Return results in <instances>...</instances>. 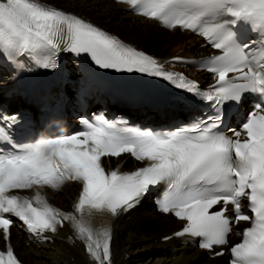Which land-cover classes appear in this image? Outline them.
<instances>
[{"label":"snow or ice","instance_id":"1","mask_svg":"<svg viewBox=\"0 0 264 264\" xmlns=\"http://www.w3.org/2000/svg\"><path fill=\"white\" fill-rule=\"evenodd\" d=\"M116 2L169 30L202 37L215 52L198 67L215 83L203 90L183 74L164 71L155 57L42 0H0V58L19 70L25 69L21 58L55 70L61 52L87 54L101 69L167 80L207 102L213 114L166 131L131 127L101 114L82 118L78 132L61 130L57 137L34 141L15 140L10 129L18 118L0 116V233L9 242L0 264H19L10 245L11 217L45 240V233L55 234L67 222L95 264H111L108 221L135 208L157 186H163L158 211L183 222L177 237H200V247L213 251L229 245L234 225L247 222L234 233L241 239L229 248L230 264H264V0ZM248 96L249 112L228 135L222 127L225 105H239ZM125 154L144 166L106 170L103 158ZM72 181L80 185L74 212L60 211L42 195L43 189L59 191ZM26 191L34 195L18 194Z\"/></svg>","mask_w":264,"mask_h":264},{"label":"bare ground","instance_id":"2","mask_svg":"<svg viewBox=\"0 0 264 264\" xmlns=\"http://www.w3.org/2000/svg\"><path fill=\"white\" fill-rule=\"evenodd\" d=\"M42 2L65 12L75 14L109 34L116 36L125 44L142 50L155 58H159L165 63L175 57L193 58L208 56L214 53L209 51V46H207L208 48L204 47L199 43V40L193 36L181 34L175 30L165 31L154 21H143L138 17L132 16L128 12L127 6L112 0H42ZM67 57L66 55V58ZM66 62L72 65V69L67 65V69L69 70L68 76H71L74 71L73 62L69 59H67ZM3 70L4 69L1 70L0 68V75H2L1 71ZM3 73H7V77H9L6 78L3 76L0 85L7 84L11 78L8 71L4 70ZM58 73L59 68L52 71L51 77L55 78ZM193 74L200 80L205 79L202 73ZM68 78L67 81L73 84L69 83L65 86L64 81L59 88L53 89L52 95L59 89L61 100L64 103L65 113L64 116L61 117V120L71 127V124H68V120L65 119V117L69 119L70 113H76L80 111V108L74 106L73 101H70L73 99V95L70 93L76 90V80L70 79V77ZM85 85L88 84L85 83ZM127 88L123 85H120L119 88L113 86L89 85L87 93L91 97H97L98 100L105 99L104 106L109 113H116L117 115L127 117L133 123L135 118H137L136 124L138 123L142 127H145V123L142 121L147 118H150V121H148L154 128L164 129L165 126L168 128L171 123L174 124L177 121L188 122L186 120L187 117L194 114L198 115V111L194 106L190 105L187 107L177 101H166L168 105L174 107L173 110H167V104L163 101H158L160 105L165 107L163 112L157 113L148 111V109H151L150 107H155V105L159 103L147 95L142 96L138 94V92L135 93L134 91L137 90L135 87L127 86ZM101 92H104L102 95H106L107 98L97 95ZM34 95H37V93H34ZM111 96L119 99L120 103L126 101L127 105L132 104L134 106L137 103L143 107L141 109L143 111L136 112L127 110L134 113L136 112V115H134L133 113L119 109L117 106L110 105L108 103V97ZM6 99L5 95L1 96L0 103L3 101V104L11 103L12 99L11 101H6ZM47 99L49 102H52L51 99ZM12 103L8 107L12 113L20 110L19 112H28L34 115V120L37 125L36 132L38 133L41 132L40 119H50V110L52 107L49 106V104L45 105V114H41V112H37L40 110L39 107L32 106L24 97L22 98V96H16L15 101L13 100ZM93 103V99L87 102L88 114L97 112L101 109L99 108L93 111L96 106H94ZM244 103L245 100L241 103L242 107H244ZM30 107L33 109H30ZM28 109L30 110L28 111ZM120 110L121 112L118 113ZM233 116L232 112L226 113V118L230 121L233 120ZM107 117H109V115H107ZM49 127H52V133L57 129V126ZM49 137L54 138L51 135ZM120 159L121 158H119V160ZM128 162L129 160L126 161L125 166H127ZM77 193L78 187L67 186L63 194L49 193V195L56 205L61 208H67L72 198L76 196ZM149 196H151V192L146 195L142 201L141 208L135 211L136 213L134 212L130 218L119 220L115 224V236L113 239L114 264H227L225 256L220 259L210 260L206 257V254L193 250L190 247H181L176 241H171L170 244L162 243L161 238L175 233L180 226L169 218L160 217L150 210L149 206L144 203ZM165 230L167 233H165ZM16 234L19 237L17 236L18 239L17 241L14 240V243L18 255L25 264H91L88 262L87 258L85 259L82 255L79 247L71 246V244L68 243L67 236L70 234V231L67 227L59 232V235L56 237V242L53 245L43 246L41 248L32 245L27 247L24 244V241L28 242L25 237L23 238L20 236L19 232H16ZM173 250L176 252L174 253ZM127 255L131 256L128 260H126Z\"/></svg>","mask_w":264,"mask_h":264},{"label":"rangeland","instance_id":"3","mask_svg":"<svg viewBox=\"0 0 264 264\" xmlns=\"http://www.w3.org/2000/svg\"><path fill=\"white\" fill-rule=\"evenodd\" d=\"M177 51V50H176ZM76 71V70H75ZM75 71H73L72 72V74H74V72ZM6 101H10V99H6ZM70 101H73V99H71ZM4 102V101H3ZM248 103V101H246V103L245 104H247ZM100 107L97 105V106H95L94 107V109H93V111H96L97 109H99ZM28 110H30V109H28ZM121 112V110L118 112V113H120ZM115 115H116V113H115ZM190 119V117H187L186 118V120L188 121ZM150 124V122H147L146 124H145V126H148ZM46 131V130H45ZM52 136H56V134H53ZM131 163V161H129V163H128V165Z\"/></svg>","mask_w":264,"mask_h":264}]
</instances>
